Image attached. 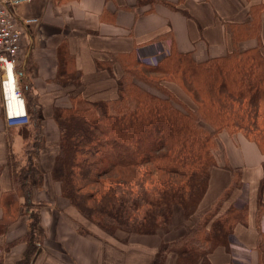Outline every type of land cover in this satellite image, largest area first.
I'll list each match as a JSON object with an SVG mask.
<instances>
[{
  "label": "trees",
  "instance_id": "16d2710c",
  "mask_svg": "<svg viewBox=\"0 0 264 264\" xmlns=\"http://www.w3.org/2000/svg\"><path fill=\"white\" fill-rule=\"evenodd\" d=\"M152 1L179 8L178 2ZM249 13L251 18L244 23L224 22L232 49L223 56L198 61L192 52L171 48L158 62L150 63L132 52L111 54L108 59H98L97 68L111 77L114 64L121 65L116 96L98 98L78 91L70 95L69 105L54 107L60 131L55 173L61 181V195L80 213L109 233L118 229L143 235L167 232L176 207L186 221L196 212L212 170L220 165L223 132L244 134L264 154V51L260 38L264 4L253 5ZM250 38H256L258 44L241 49L240 42ZM19 65L20 61L19 73L29 77V61L24 68ZM56 79L63 85L82 81L75 56L66 45L59 49ZM22 80L29 123L19 130L22 153L10 146L7 164L14 188L3 193L2 205L7 202L9 209L7 212L4 207L0 218V234L7 232L16 215L28 213V232L20 239L26 249L17 264H31L42 246L40 208L45 202H33L32 187L42 177L35 159L42 148L44 126L40 94L25 76ZM4 115L0 107V118ZM222 159L231 172L229 183L218 199L187 225L183 235L159 244L151 264H165L172 252L177 255L175 264H213L209 258L212 251L228 246L236 225L245 221L247 206L238 209L230 205L219 212L241 186L243 175L224 154ZM263 187L264 175L258 218L263 213ZM20 198L23 203L17 206ZM13 204L18 209L10 216ZM15 243H4L5 248ZM258 247L264 264L261 233Z\"/></svg>",
  "mask_w": 264,
  "mask_h": 264
},
{
  "label": "crops",
  "instance_id": "0c3cea01",
  "mask_svg": "<svg viewBox=\"0 0 264 264\" xmlns=\"http://www.w3.org/2000/svg\"><path fill=\"white\" fill-rule=\"evenodd\" d=\"M142 1L30 0L18 7V14L39 18L38 23L29 27L19 56V68L26 67L29 61V77L18 71L19 85L25 76V80L40 94L44 126L42 148L35 159L44 175L32 187L33 202H45L40 208L39 238L42 246L31 264H151L159 244L164 239L179 237L188 223L206 211L229 183L231 172L222 165L223 154L234 167L242 169L243 175L241 186L232 192L219 212H225L230 205L238 209L247 206V217L234 228L228 246L220 245L212 251L210 261L213 264H262L258 238L259 233L264 236V206L259 218L257 213L264 154L256 142L242 133L225 131L221 134L224 153H221L220 165L212 170L206 194L187 221L180 207H176L167 232L132 235L125 240L108 237L94 228L85 233L82 230L84 219L61 195L60 181L54 175L60 131L53 109L69 105L70 95L78 91L98 98L116 96V79L122 73L121 65L114 64L113 76L110 77L107 71H98V59L132 52L137 59L154 63L168 54L171 48L192 52L198 61L223 56L232 49V38L226 33L224 22L244 23L251 18L249 10L253 5L264 4V0H167L179 3L178 9H172L152 0ZM260 18L264 51V14ZM257 44L256 38H250L240 42L239 46L246 49ZM63 45L75 56V68L82 78L79 84L63 85L56 79L59 49ZM2 102L0 85L1 108L4 106ZM21 127L9 126L6 114L0 118V218L4 215V207L7 212L9 209L7 202L2 205L3 193L14 188L7 161L10 146L13 151L21 150ZM47 172L51 173L57 186L48 181ZM213 187H217L214 192ZM261 200L264 203V187ZM22 203V198L16 201L17 206ZM10 208V216L15 215L18 208L15 204ZM29 220L28 213L18 214L7 232L0 234V264H17L23 257L26 243L20 239L28 232ZM11 241L16 243L6 249L4 243ZM174 262V255H168L165 264Z\"/></svg>",
  "mask_w": 264,
  "mask_h": 264
},
{
  "label": "built area",
  "instance_id": "2783aa9c",
  "mask_svg": "<svg viewBox=\"0 0 264 264\" xmlns=\"http://www.w3.org/2000/svg\"><path fill=\"white\" fill-rule=\"evenodd\" d=\"M30 0H0V68L2 70L1 92L9 126H19L29 123L25 104V96L18 81L19 56L24 49L25 39L32 24L38 23L35 16L18 14V7ZM12 71L16 79V98L25 106L22 113L12 111L6 89V76Z\"/></svg>",
  "mask_w": 264,
  "mask_h": 264
},
{
  "label": "rangeland",
  "instance_id": "374dc122",
  "mask_svg": "<svg viewBox=\"0 0 264 264\" xmlns=\"http://www.w3.org/2000/svg\"><path fill=\"white\" fill-rule=\"evenodd\" d=\"M22 57H20V59H21ZM20 61V60H19ZM17 67H18V65H17ZM2 78V70H1V68H0V79ZM0 85H1V80H0ZM21 87V86H20ZM3 103V102H2ZM3 105V104H2ZM2 109H4V106H2ZM219 158H220V161H221V156H219ZM47 175V179H48V181H52V183L54 184V185H56V183L52 180V178H51V173L50 172H47L46 173ZM43 175L44 174H42V177H41V179L40 180H38V181H41L42 180V178H43ZM54 175L56 176V173H55V169H54ZM56 179H58V177H55ZM59 180V179H58ZM60 181V180H59ZM57 186V185H56ZM60 186H61V181H60ZM212 187V186H211ZM218 187V186H217ZM217 187L215 188V187H213V189H212V192H214L215 191V189H217ZM204 203V202H203ZM70 205H72V204H70ZM203 205V204H202ZM73 206V205H72ZM74 207V206H73ZM75 208V207H74ZM207 208V207H206ZM76 209V208H75ZM77 210V209H76ZM77 212L79 213V215L82 217V219H84V221H85V226L84 227H82V230L85 232V233H87V230L89 229H91V228H94V229H98V231H100L102 234H104V235H106V236H108V237H112V238H117V239H119V238H122L123 240H125V239H127V238H129V237H131L132 235H143V234H136V233H128L127 231H125V230H123V229H118V230H116L115 232H113V233H109V232H107V231H105V230H103L100 226H98L97 224H95L93 221H91L90 219H88L86 216H84L82 213H80L78 210H77ZM195 222V220H193L192 221V223L190 222V223H188V225H192L193 223ZM183 223V222H182ZM184 230V231H183ZM181 232L182 233H180L181 235H183L186 231H187V226H186V229H183ZM180 235V236H181ZM179 236V237H180ZM178 238V237H177ZM174 240V239H173ZM163 241H170V240H166V239H164ZM174 255V257H175V262H176V253H174V252H172V253H169L168 255ZM168 257V256H167ZM167 259V258H166ZM175 262H174V264H175Z\"/></svg>",
  "mask_w": 264,
  "mask_h": 264
},
{
  "label": "bare ground",
  "instance_id": "6f19581e",
  "mask_svg": "<svg viewBox=\"0 0 264 264\" xmlns=\"http://www.w3.org/2000/svg\"><path fill=\"white\" fill-rule=\"evenodd\" d=\"M6 89L7 95L9 97V103L12 111L17 113H22L25 110V106L22 103H19L16 98L15 88H16V79L14 73L12 71L9 72L8 76H6Z\"/></svg>",
  "mask_w": 264,
  "mask_h": 264
}]
</instances>
